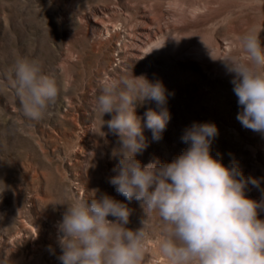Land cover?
I'll list each match as a JSON object with an SVG mask.
<instances>
[{
  "label": "rangeland",
  "instance_id": "rangeland-1",
  "mask_svg": "<svg viewBox=\"0 0 264 264\" xmlns=\"http://www.w3.org/2000/svg\"><path fill=\"white\" fill-rule=\"evenodd\" d=\"M96 9L113 31L109 35L90 31L87 17ZM197 10L204 19L201 25L184 33L168 28L180 15ZM139 22L151 29L153 40L185 34V41H192L184 55L150 49L148 57L123 60L118 48L128 47V36ZM250 29L264 46V0H0V257L8 252L10 264H61L57 222L66 205L59 203L91 199L93 189L100 190L97 196L106 192L124 200L108 182L118 163L113 156L120 147L118 137L106 124L100 131L103 121L92 109L101 82L118 79L129 69L135 76L163 82L171 113L161 140L154 141L145 129L148 146L137 159L144 164L156 158L171 161L187 147L181 141L187 127L215 123L219 134L212 155L226 165L235 162L246 177L258 180V186L249 183L247 194L264 200V134L236 119L240 109L232 76L192 51L198 42L211 41L220 46L222 58L236 54L241 36ZM20 57L36 61L45 72L60 69L63 90L40 121L20 120L13 127L12 120L20 119L19 105L2 74ZM149 108H156L154 101L137 104V115L143 118ZM129 207L134 211L127 227L137 229L142 209L137 201ZM150 228L144 264H164L156 246L158 218Z\"/></svg>",
  "mask_w": 264,
  "mask_h": 264
},
{
  "label": "clouds",
  "instance_id": "clouds-1",
  "mask_svg": "<svg viewBox=\"0 0 264 264\" xmlns=\"http://www.w3.org/2000/svg\"><path fill=\"white\" fill-rule=\"evenodd\" d=\"M239 44V52L219 60L232 76L240 109L236 119L264 134V46L255 29L245 32ZM2 75L19 105L20 119L12 120L13 127H19L20 120L40 121L63 90L60 69L45 72L24 57ZM168 95L162 81L135 76L130 69L118 79L101 82L92 111L101 116L100 131L106 124L118 137L120 147L113 151L118 163L108 182L124 200L106 192L97 196L100 190L93 189L91 199L59 203L66 205L57 222L61 264H144L154 218L161 226L156 246L164 264H264V200L247 194L249 183L258 186L259 181L246 177L235 162L226 165L212 155L219 134L215 123L187 127L181 136L187 147L171 161L156 158L144 164L137 159L148 146L145 129L154 141L162 139L171 120ZM145 101H154L156 108L142 118L136 108ZM105 114H112L111 119L105 121ZM132 201L142 209L137 229L127 227ZM9 256L6 252L0 257V264H10Z\"/></svg>",
  "mask_w": 264,
  "mask_h": 264
},
{
  "label": "bare ground",
  "instance_id": "bare-ground-1",
  "mask_svg": "<svg viewBox=\"0 0 264 264\" xmlns=\"http://www.w3.org/2000/svg\"><path fill=\"white\" fill-rule=\"evenodd\" d=\"M199 12L200 10H197L192 15L186 14L184 17L180 15L179 19L169 22L168 28L184 33L188 29L191 30L194 27L201 25L204 19L201 17V14H199ZM99 17L101 16L97 9L95 10L93 17H87L88 21L90 22V31L92 29H96L100 32L105 31V34L109 35L112 30L109 29L108 24ZM141 24L142 23L139 22L137 24L139 26L134 29L132 33L128 36V47L118 48V51L124 54L120 56L123 60H132L144 56L148 57L150 49L155 52L164 53L166 55H184L183 53L186 50V43L192 41V39H188L187 41H185L187 37L185 34L178 37H170L169 35H167L163 39L153 40L154 33H152L151 29L147 25ZM114 30H116V28H114ZM190 34L192 37L194 36V33H192L191 31ZM201 43L198 42V44L195 45L196 47L193 48L192 51L197 52V56L201 57L205 64H211L217 71L227 73L224 63L219 60L223 59L221 57L223 53H221L220 46L211 41L202 44ZM210 54L216 59L214 60Z\"/></svg>",
  "mask_w": 264,
  "mask_h": 264
}]
</instances>
